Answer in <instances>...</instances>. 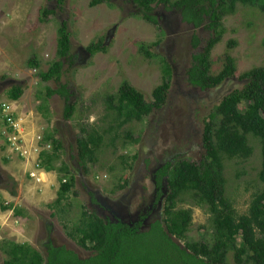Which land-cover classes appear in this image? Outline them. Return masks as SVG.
<instances>
[{"label":"rangeland","instance_id":"rangeland-1","mask_svg":"<svg viewBox=\"0 0 264 264\" xmlns=\"http://www.w3.org/2000/svg\"><path fill=\"white\" fill-rule=\"evenodd\" d=\"M46 8L54 13L41 22ZM141 13L132 0H111L95 7L90 6V0H66L60 6L55 0H0V102L3 105L10 101L7 93L13 85L22 88L20 99L8 102L9 109L4 114L18 120L20 127L13 133L28 140L19 151L22 155L28 152L27 161L23 162L20 153L6 149L0 139V248L4 242L27 244L45 258L50 241L81 259L92 255L67 237L58 212L50 208L57 197L61 174L41 168L45 178L31 179L30 171L39 169L34 165L39 148L52 151L50 142L45 144L47 134L54 135L62 145L54 166L60 168L64 164L74 176L72 192L76 195H69L70 207L64 205L65 219L71 225L83 210L104 221L132 223L143 218V230L162 220L164 198L155 197L154 170L174 158L199 163L204 157V120L223 97L242 88L244 82L238 79L241 74L264 65V14L257 8L237 3L234 12L222 18L221 40L210 54V72L218 74L228 54L235 60L236 74L205 91L189 84L187 70L192 55L203 50L212 34L203 27L193 29L182 22L176 9L153 6L157 25L143 20ZM62 22H66L70 32L71 62L63 61L61 83L73 93L71 103L76 105L69 120L63 118L62 98L53 95L46 99V88L56 89L57 85L52 81L44 83L38 77L40 71H46L57 60V31ZM193 35L199 40L197 48L192 46ZM99 41L105 49L92 55L87 49ZM230 41L235 43L232 48H228ZM141 46L148 49L149 56L140 50ZM31 58L40 67H29ZM164 63L169 65L170 75L164 73ZM123 81L141 92L147 102L152 101L154 89L166 81L167 101L142 121L117 130L115 141H111L110 134L105 136L96 163L85 172L76 158L80 127L93 125L106 130L115 125L105 99L116 95ZM239 109L244 112L245 104H240ZM4 118L0 117V125ZM32 134L43 138L37 152ZM248 140L253 149L248 159L224 158L226 196L237 215L247 213L253 194L261 189L257 175L261 164L259 141L251 134ZM118 184L125 187L117 191ZM184 200L187 201L178 207L192 209L187 241L210 244L208 215L187 198ZM10 205L21 216L3 209ZM4 259L0 249V264H4ZM227 261L233 263L231 253Z\"/></svg>","mask_w":264,"mask_h":264},{"label":"trees","instance_id":"trees-1","mask_svg":"<svg viewBox=\"0 0 264 264\" xmlns=\"http://www.w3.org/2000/svg\"><path fill=\"white\" fill-rule=\"evenodd\" d=\"M65 1L55 0V3L60 6ZM109 2L111 0H90V6ZM132 2L141 10L142 19L152 25L158 24L157 17L152 13L153 6H163L166 10H178L181 21L193 29L203 27L212 34L203 50L192 55L187 70L189 84L201 91L214 89L236 74L235 60L228 54L224 56L220 72L216 75L210 72V54L221 40L222 18L233 13L237 3L257 8L264 14V0ZM53 13L51 9H43L40 21L44 22ZM191 41L192 46L197 48L198 38L193 35ZM99 42L88 47L92 55L105 49ZM234 44L230 41L228 48ZM70 48V32L66 22H62L57 31V60L51 62L46 71L38 73L42 82L52 81L57 85L56 89L46 88V99L58 95L64 100V120L71 119L76 112L75 103H71L73 93L66 84L61 83L63 61L71 59ZM140 50L149 56L147 48L141 46ZM28 66L40 67L35 58L28 61ZM164 66V73L170 75L169 65L164 63ZM238 79L244 82L242 88L234 89L223 97L214 112L204 120L201 139L204 157L201 161L196 163L174 158L154 170L155 197L164 198L163 218L150 223L146 230L142 229L143 218L132 223L104 221L95 213L85 210L71 225L65 219L64 205L70 207L68 197L70 194L76 195L72 192L74 176L66 165L60 168L54 166L60 157L62 145L54 139V135H45V144L50 142L52 151L40 153V166L47 171L57 170L61 174L57 197L50 208L58 212L67 237L82 249L91 251L92 255L81 259L74 252L63 246L55 247L49 241L46 244V257L43 258L27 244L4 242L0 248L5 256L4 264H264V65L244 72ZM168 89V82L163 81L154 89L152 101L147 102L141 92L129 82L123 81L116 95L107 96L106 109L111 113L115 125H110L106 130L93 125L80 127V136L76 139V158L83 171L87 172L88 166L96 163L97 152L105 136L110 134L113 142L118 137L117 130L125 124L140 122L154 110L161 109L167 101ZM22 94V88L13 85L7 97L16 101ZM240 104H245L244 112H240ZM249 134L258 139L260 145L261 164L257 175L261 189L253 194L247 213L237 215L226 196L224 158L248 159L253 152L248 140ZM124 187L125 184H118L116 190L120 191ZM185 198L192 206L205 210L208 215L209 228L212 230L210 244L187 241L192 225V209L178 207L180 202L187 201ZM3 209L13 211L14 216H21L20 211L11 205ZM52 216L56 215L53 213ZM230 253L233 263L227 261Z\"/></svg>","mask_w":264,"mask_h":264},{"label":"built area","instance_id":"built-area-1","mask_svg":"<svg viewBox=\"0 0 264 264\" xmlns=\"http://www.w3.org/2000/svg\"><path fill=\"white\" fill-rule=\"evenodd\" d=\"M8 109H9V105L6 102L3 105L0 103V117H2L3 115L5 117L2 120V125H0V137L4 140L5 142L4 144L6 145V147L11 148L12 150H14L15 153H20L19 151H21V149H23L24 146L28 144L27 143L28 140H25V137H22L20 135L17 136L13 133L14 131L18 132L17 128L20 127V125L18 123V120L15 121L11 115H5ZM32 135L34 138L32 143L36 145L35 152H37L38 151L37 146L39 143H41L42 137L38 135L36 136V134H32ZM26 148L30 150V146H27ZM41 150L42 149L39 148V151H38L39 154ZM27 154H28L27 151H25L23 155L20 153L21 157L24 159L25 162L27 161V156H26ZM30 159L31 158H29V160ZM36 162L34 165L37 168H39V164H40L39 158H37ZM37 171H38L37 169H33L30 171V176L32 179L37 178L36 177Z\"/></svg>","mask_w":264,"mask_h":264},{"label":"clouds","instance_id":"clouds-1","mask_svg":"<svg viewBox=\"0 0 264 264\" xmlns=\"http://www.w3.org/2000/svg\"><path fill=\"white\" fill-rule=\"evenodd\" d=\"M88 53H89V52H88ZM7 99L10 100L8 97H7ZM10 101H12V100H10ZM10 101H5V102L8 103V102H10ZM16 101H17V100H16ZM2 102H3V101H2ZM2 102H0V103H2ZM0 139H1V137H0ZM42 139H43V138H42ZM3 141H4V140H3ZM41 142H42V140H41ZM4 143H5V142H4ZM4 146L6 147L5 144H4ZM42 146H44V145L42 144ZM6 149H7V147H6ZM42 151H45V150L43 149V150H41V152H42ZM46 151H47V150H46ZM41 152H40V153H41ZM39 156H40V154H39ZM23 160H24V159H23ZM23 162H25V161H23ZM39 162H40V161H39ZM41 168H43V167H41L40 164H39V169H38V171H42V170H40ZM38 171H37V172H38ZM31 179H32V178H31ZM40 181H42V180H40ZM63 182H64V181H63Z\"/></svg>","mask_w":264,"mask_h":264},{"label":"bare ground","instance_id":"bare-ground-1","mask_svg":"<svg viewBox=\"0 0 264 264\" xmlns=\"http://www.w3.org/2000/svg\"><path fill=\"white\" fill-rule=\"evenodd\" d=\"M42 173H43V171H38V172H37V174H36V177H37L36 179H37V180H42L41 177H42V178H45V174H42ZM41 174H42V175H41ZM40 175H41V176H40Z\"/></svg>","mask_w":264,"mask_h":264}]
</instances>
